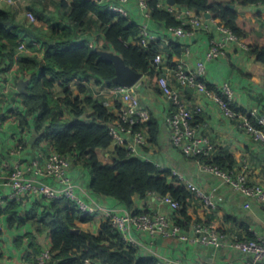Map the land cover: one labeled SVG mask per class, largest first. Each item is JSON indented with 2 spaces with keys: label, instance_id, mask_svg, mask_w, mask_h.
<instances>
[{
  "label": "trees",
  "instance_id": "16d2710c",
  "mask_svg": "<svg viewBox=\"0 0 264 264\" xmlns=\"http://www.w3.org/2000/svg\"><path fill=\"white\" fill-rule=\"evenodd\" d=\"M175 1L197 12H209L213 19L224 23L247 44L249 53L256 60L264 62V9L251 8L253 5L264 8V0ZM157 2L147 0L151 17L161 24L177 25L175 17L158 8ZM36 4H29L27 9L32 10L38 19L51 22L46 32L40 31L34 23L21 21L14 11L0 7V48H10L7 53L0 50V64L6 62V58L12 59L19 42L25 37H35L26 44L28 47L43 37L54 40L53 43H44L46 51L42 57L24 54L18 57L20 69L32 71L27 92L18 93L24 111L14 113L21 131L32 129L38 137L35 142L44 141L47 147L44 149L75 156L74 164L81 163L89 168V185L97 194L112 197L129 209L134 206L135 195L169 194L179 203L171 214L182 228L205 223L223 232L230 230L231 227L222 223L215 211L208 213L201 209L194 194L176 176H172L169 169L160 170L152 162L129 157L119 146L110 152L108 161H102L99 155L108 151L111 143L107 123L113 114L104 100L87 94L82 84L77 86L78 93L68 85L73 76L91 74L104 82L114 77V64L101 57L99 50H112L134 70L143 75L158 76L160 72L155 70L152 58L160 44L154 43L148 50L127 44L129 38L138 34V26L125 17H116L96 0H56V11L49 13L46 5L36 10ZM231 4L235 7L231 8ZM86 32L100 35L103 43L100 46L91 44L85 37ZM171 46L174 53L181 54L178 44L172 43ZM168 65H174L170 57ZM56 84L61 87L62 96L53 92ZM89 106L90 110H87ZM233 108L239 110L235 103ZM147 128L149 142L155 144L159 131L155 117L151 116ZM216 150L212 158H194L224 170H233L236 165L234 155L222 147ZM21 202L22 199L9 201L5 207H0V215H8L10 226L30 222L36 233L49 232V264H85L86 258L106 264H157L156 257L139 255L137 248L127 244L106 220L99 222L98 233L79 227L77 221H89L91 216L79 211L68 199L34 198L27 209H21ZM240 228L246 231V238L254 237L246 222L243 221ZM29 236L33 240L32 249L37 252V235L31 233Z\"/></svg>",
  "mask_w": 264,
  "mask_h": 264
},
{
  "label": "built area",
  "instance_id": "2783aa9c",
  "mask_svg": "<svg viewBox=\"0 0 264 264\" xmlns=\"http://www.w3.org/2000/svg\"><path fill=\"white\" fill-rule=\"evenodd\" d=\"M104 8L112 12L116 17H125L129 22L138 26L139 31L135 37H131L127 44L139 45L148 50L154 44H160L155 52L152 62L155 70L160 72L154 77L156 86L161 94L169 101L164 120L170 129L172 145L182 154L190 157L212 158L217 149L216 143L203 134L194 124L195 115L201 111L200 100L190 109L182 100L181 90L192 87L199 96L212 91L204 81L206 61L223 58L231 45L238 49L249 51L245 44L229 27L212 17H206L205 12H197L187 5L176 1L158 0L157 7L170 12L178 21L177 25H167L156 22L151 17V10L147 0H96ZM26 18L31 23L37 22V17L31 10L26 11ZM197 31L210 33L212 38L204 58L190 65L191 50L188 38ZM172 43L181 48V54L175 55ZM27 49L24 41L19 42L17 51ZM171 58L173 66L168 65ZM176 58V59H175ZM172 70L175 83L171 82L167 72ZM144 75L142 74V77ZM149 76V75H148ZM142 77L133 85L125 86L98 79L86 74L80 76L82 82L89 80L96 86L92 96L104 100L107 108L113 114V118L107 123L111 143L114 148L122 147L129 157H136L147 162H152L160 170L167 167L158 158L148 151L149 133L147 124L151 118V112L144 107L138 96V88L142 85ZM77 80L72 78L71 81ZM79 81V80H77ZM217 102L223 114L237 120L240 126L247 132L252 140L264 148V114L254 109L236 111L235 90L229 82L218 85L214 92ZM110 104V107L108 105ZM118 104V106H116ZM19 137L17 139V151L23 150ZM75 156L63 154L55 149H41L36 157L27 160L26 165H16L9 171L2 183L8 185L9 190L0 191V207H5L11 200L22 199V209H27L34 198L47 200L68 199L84 214L95 215L102 210L103 220H106L123 240L136 247V239L132 233L137 231L154 238L156 236L176 237L180 240L190 239L194 242L213 246L227 247L243 257V264H264V231L254 232V237L249 239L244 235L241 239L232 232H223L215 226L205 223H196L192 226L193 235L176 223L171 213L151 212L146 209L124 208L118 210L114 207L102 208L99 203H92L80 191V187L70 174ZM201 168L213 173L220 178V183L211 190L204 191L196 184L187 180L184 175L176 170H171L172 176H176L194 194V197L205 209L217 208L216 192L222 184H229L232 189L247 197L245 207H249V199L261 202L264 207V184L261 182L249 183L247 164H243L240 171L224 170L219 166L200 161ZM8 163H2L5 168ZM50 179L52 181H47ZM147 196L158 200L168 206L171 211L179 207L177 200L169 194L159 196L149 193ZM51 260L50 248H44L37 257L38 264H49ZM85 264H106L91 258L85 259ZM157 264H172L167 260H158Z\"/></svg>",
  "mask_w": 264,
  "mask_h": 264
},
{
  "label": "crops",
  "instance_id": "0c3cea01",
  "mask_svg": "<svg viewBox=\"0 0 264 264\" xmlns=\"http://www.w3.org/2000/svg\"><path fill=\"white\" fill-rule=\"evenodd\" d=\"M50 1L41 0L40 3V0H0V7L14 11L18 19L29 23L25 12V10H29L27 6L37 2L36 10H40L43 5L50 7ZM251 8L264 9L258 5H253ZM34 25L40 31L46 32L51 22L48 19L37 18ZM42 35L45 36V34ZM85 37L95 46H100L103 43V38L95 33L86 32ZM32 38L35 37H25L22 41L27 44ZM211 38V34L204 31H197L188 38L187 42L191 50L190 65L194 66L197 59L204 58ZM46 41L54 42V40L43 37L39 41L33 42L32 47L27 46V49L20 52L16 50L12 59L6 58L7 64L6 62L0 64V113L2 114L0 120V191L9 190L8 185L2 181L6 179L5 177L8 176L9 171L14 166L26 165L28 159L36 157L41 149L47 148L44 141L35 142L38 137L32 129L21 131L19 122L14 117L17 110L24 111L17 83L20 79H28L30 84L32 72L31 69H20L18 57L23 54L42 57L46 51L44 44ZM9 49V46L0 48L4 53H7ZM174 54L173 59L179 56ZM167 74L171 82L175 83L172 70H169ZM72 78L79 80L70 82L71 85L69 86L74 93H78L77 86L82 84L86 87L87 94L92 96L96 86L90 80L82 82L78 76ZM204 81L212 89L210 93L199 96L195 91L191 92L187 88L181 90V98L190 109H193L195 103L200 100L201 111L195 115L194 124L203 134L215 142L217 147L227 149L234 155L236 159L235 171H240L243 164L248 165L250 184L254 182L264 184V148L252 140L237 120L223 114L214 95L219 84L229 82L235 90V105L241 112L242 110L254 109L264 114V62L256 60L249 51L231 45L225 57L206 61ZM141 82L142 85L137 90L140 102L151 112L159 124L157 142L149 144V153L163 162L170 171L176 170L204 191L211 190L220 183V178L203 170L198 159L182 154L172 145L170 129L164 120L166 109L170 103L155 85L154 76L144 75ZM53 92L57 96L63 95L61 87L57 84L54 85ZM108 106L110 107V104ZM87 108L90 110V106ZM21 136L23 150L17 151V139ZM113 149L114 147L109 145L108 151L99 155L100 159L108 161ZM5 161L8 166L3 168L2 163ZM70 174L80 187L81 193L92 203H99L102 208L114 207L118 210L127 208L118 200L91 190L89 185L91 172L85 165L73 163ZM215 196L218 204L215 210L203 208L197 200L196 203L208 213L215 211L218 219L226 226L231 227L228 232H232L239 239L244 235L246 236L244 228H240L243 221L248 224V229L253 235L254 232L264 231V207L261 202L249 199V207H245L248 201L247 197L232 189L229 184H222ZM133 208L171 213L168 206L149 196L135 195ZM102 220L103 213L99 209L89 221H77V225L98 233V225ZM192 226L187 229L183 228L189 236L193 235ZM31 233L37 235L36 241L39 247L37 252L32 249L33 240L29 236ZM132 235L137 241L136 248L141 256H154L158 260H167L172 264H243V257L227 247L216 248L190 239L180 240L176 237L156 236L152 238L137 231H134ZM50 246L49 232L36 233L30 222L21 225L15 223L10 226L8 215H0V264H38L39 253L44 248H50Z\"/></svg>",
  "mask_w": 264,
  "mask_h": 264
},
{
  "label": "water",
  "instance_id": "95a60500",
  "mask_svg": "<svg viewBox=\"0 0 264 264\" xmlns=\"http://www.w3.org/2000/svg\"><path fill=\"white\" fill-rule=\"evenodd\" d=\"M170 3H174L175 0H169ZM231 8H234L235 5L231 4ZM206 17H211L209 12L205 13ZM99 54L101 57L106 59L107 61H110L114 64L115 67V75L112 79L108 80L107 82L112 84H121L125 86H131L135 84L141 77L142 73L134 70L129 65L126 64L125 60L122 58V56L112 50H99ZM29 84V80L26 79H20L17 83V89L20 93H26L27 87ZM187 90L193 91L192 87H188ZM2 114L0 113V120H1ZM77 230V229H76Z\"/></svg>",
  "mask_w": 264,
  "mask_h": 264
},
{
  "label": "rangeland",
  "instance_id": "374dc122",
  "mask_svg": "<svg viewBox=\"0 0 264 264\" xmlns=\"http://www.w3.org/2000/svg\"><path fill=\"white\" fill-rule=\"evenodd\" d=\"M49 6H50V7H47V8H46V12L49 13V12H52V11H53V12L56 11L55 0H51ZM52 8H53V9H52ZM25 12H26V10H25ZM29 40H30V39H29Z\"/></svg>",
  "mask_w": 264,
  "mask_h": 264
}]
</instances>
